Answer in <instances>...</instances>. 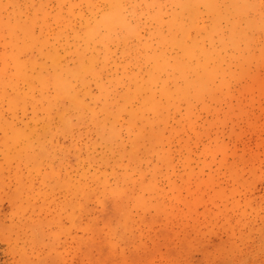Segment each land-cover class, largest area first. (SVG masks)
<instances>
[{
  "label": "rangeland",
  "instance_id": "rangeland-1",
  "mask_svg": "<svg viewBox=\"0 0 264 264\" xmlns=\"http://www.w3.org/2000/svg\"><path fill=\"white\" fill-rule=\"evenodd\" d=\"M0 264H264V0H0Z\"/></svg>",
  "mask_w": 264,
  "mask_h": 264
},
{
  "label": "bare ground",
  "instance_id": "bare-ground-1",
  "mask_svg": "<svg viewBox=\"0 0 264 264\" xmlns=\"http://www.w3.org/2000/svg\"><path fill=\"white\" fill-rule=\"evenodd\" d=\"M85 194H87L86 192H85ZM86 196V195H85Z\"/></svg>",
  "mask_w": 264,
  "mask_h": 264
}]
</instances>
